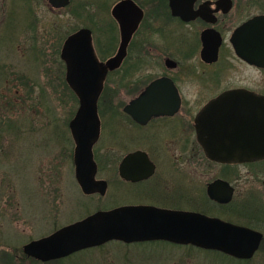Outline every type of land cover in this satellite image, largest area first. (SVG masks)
<instances>
[{
    "label": "flooded vegetation",
    "instance_id": "af4514ba",
    "mask_svg": "<svg viewBox=\"0 0 264 264\" xmlns=\"http://www.w3.org/2000/svg\"><path fill=\"white\" fill-rule=\"evenodd\" d=\"M117 1L110 7L108 20H97L100 31L105 33L103 41L95 37L94 24L74 28L62 40L78 28L87 27L98 59L105 62L114 56L122 39L121 24L111 12ZM132 1L134 7L124 10L125 22L132 28L125 52L118 65L107 68L97 97L99 131L91 146L96 168L90 192L82 189L74 172L71 120L79 99L66 79L61 43L64 88L75 95L77 107L59 120V131L72 143L68 153L72 182L81 197L75 205L83 211L59 221L67 196L64 183H56L52 202H44L47 211L38 219L43 222L41 218L47 213L50 229L27 241L99 211L145 206L151 209L149 212H193L252 228L259 233L257 248L251 256L239 257L165 237L110 238L63 256L36 259L47 264H77L68 260L76 253L91 252L97 254L100 264L105 260L119 264H195L202 251L237 264H248L258 254L255 264H264V157L234 162L211 158L199 139L198 124L199 112L223 91L246 89L264 95L263 39L259 40L258 33L252 44L243 38L241 44L251 60L237 54L232 41L237 26L264 14V0H172L180 12L173 11L170 0ZM70 3L71 0L65 6ZM248 72L255 81L242 80L247 79ZM130 103L132 114L125 110ZM104 129L110 133L107 141L103 140ZM253 164L257 167L250 171ZM241 166H245L244 171ZM44 223L48 225V221ZM195 252L199 256L192 263L189 257Z\"/></svg>",
    "mask_w": 264,
    "mask_h": 264
},
{
    "label": "rangeland",
    "instance_id": "374dc122",
    "mask_svg": "<svg viewBox=\"0 0 264 264\" xmlns=\"http://www.w3.org/2000/svg\"><path fill=\"white\" fill-rule=\"evenodd\" d=\"M113 2L71 0L67 6L51 8L46 0H0V264H37L14 254L29 238L50 229L47 213L41 218L43 222L38 219L52 202L56 183H64L67 196L59 221L83 211L75 205L81 197L72 182L68 155L72 143L59 131V120L77 107L75 95L64 88L59 48L66 33L89 24H94L95 37L103 41L105 33L97 20L110 18ZM242 80L255 81L249 72ZM109 139L110 133L104 129L103 140ZM255 167L253 164L248 169ZM7 248L13 253L10 261L1 257ZM76 254L68 262L100 264L96 253ZM199 255L192 253L191 262L199 256L195 264H237L232 259L226 263L224 256L214 253L199 251ZM258 257L255 254L248 264H255Z\"/></svg>",
    "mask_w": 264,
    "mask_h": 264
},
{
    "label": "water",
    "instance_id": "95a60500",
    "mask_svg": "<svg viewBox=\"0 0 264 264\" xmlns=\"http://www.w3.org/2000/svg\"><path fill=\"white\" fill-rule=\"evenodd\" d=\"M47 1L56 8L69 2ZM170 1L173 11L180 12ZM127 7H134L132 0H119L111 9L121 24L122 39L117 53L105 62L98 59L87 27L68 34L61 47L66 79L79 99L71 120V133L75 142V177L85 192L93 190L91 185L96 168L91 146L99 131L97 97L107 68L119 64L132 30L125 22ZM257 33L259 40L263 39L264 54V14L255 15L236 27L232 34L236 53L251 60L241 42L246 37L252 44ZM131 105L127 104L125 110L132 114ZM198 121L201 127L199 139L209 157L231 162L264 157V95L246 89L223 91L204 106ZM150 210L145 206H120L99 211L47 236L25 242L22 250L26 255L47 260L110 238L165 237L249 257L259 242V233L254 229L219 218L178 210Z\"/></svg>",
    "mask_w": 264,
    "mask_h": 264
},
{
    "label": "trees",
    "instance_id": "16d2710c",
    "mask_svg": "<svg viewBox=\"0 0 264 264\" xmlns=\"http://www.w3.org/2000/svg\"><path fill=\"white\" fill-rule=\"evenodd\" d=\"M3 251H5V253L1 257H4V260L10 261L13 259V257H12L13 253L11 252V250H9L7 248V250H2L1 252H3ZM16 252H18L17 249H16ZM17 254L21 255L23 258L26 257L27 259L35 261V262H37V264H43L42 261H40V260H38L32 256H27L25 253L22 252L21 249H20L19 253H15L14 255L16 256Z\"/></svg>",
    "mask_w": 264,
    "mask_h": 264
}]
</instances>
